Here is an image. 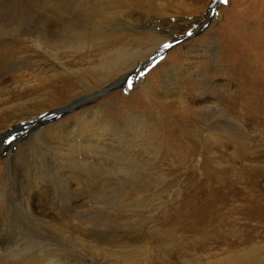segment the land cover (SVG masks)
Wrapping results in <instances>:
<instances>
[{
    "label": "rangeland",
    "instance_id": "obj_1",
    "mask_svg": "<svg viewBox=\"0 0 264 264\" xmlns=\"http://www.w3.org/2000/svg\"><path fill=\"white\" fill-rule=\"evenodd\" d=\"M133 3L135 8L132 9L141 12L139 16L135 15L133 18L136 20L149 19L152 28L156 29L153 31L154 34L146 31L148 30L146 26L145 30L139 31H131L129 28L120 26L118 23L123 15L120 9L125 6H116L114 0H0V133L6 131L8 126L14 125L18 120L30 117L29 113L35 117L43 115L48 117L53 109H61L63 104L69 100L67 92H71V87L79 89L78 83L91 86L97 73L95 68L102 60L107 63L116 57L115 53L109 52L122 49L130 53L138 52V55L146 53L144 55L147 58L144 57V60L149 59L147 65L143 68L141 66L134 68L133 73L129 75L121 88L104 93L94 100L96 107L101 110L96 120L103 125L107 135L116 137L119 140L118 145L120 143L125 145L131 153L139 152L141 147L151 142L146 135L154 136L158 133L160 135L161 131L155 118L162 116L168 118L169 123L173 124L177 121L180 123L185 121L186 127L191 129L190 136L193 138L196 160H199L200 146L206 139L210 138L215 141L220 136L224 143L219 144L220 149L217 146H212L210 149L211 154L214 153L213 157L217 159L214 163L212 161L203 164L202 160L196 162L194 159L190 163L185 161L180 164L161 159L157 163L145 164L141 168L133 167L128 162L121 163V167L128 169L131 175V181H126L130 183L126 190L131 193V190L134 191L143 182L158 179L155 188L145 193L151 195L150 201L144 207H134L137 203L131 202L133 199L131 197V200L128 198L121 203H126L123 210L115 211L110 208L111 211H109L107 207L104 208L106 211L99 209V212L102 215L109 212L110 215L114 213L117 217L119 216L118 219L123 222L124 226L128 225L127 222H133L138 226L141 225V229L146 232L159 234L161 239L170 233H157L154 231L156 226L173 227L174 229L187 228L185 232H182L183 234L174 236V239L161 250L166 254L161 256L163 259L161 264H183L185 262L209 264L224 259L230 252L243 250L245 246L252 245H258L264 257L263 202L258 203L252 212L250 209L247 211L236 209V211L234 207H226L227 204L236 202L230 201L232 199L242 198L243 203L237 201L235 206L239 208L240 205H245V200L252 199L251 195L255 198H262L261 194L264 192V118L260 121L259 127L254 128L251 118L244 119L237 111L228 109L227 105L232 104V100L228 98L226 102L224 101L228 95H233L230 97L235 98L234 94L239 93L241 88L248 90L251 85H264V0H227V3H221L220 0H215V2L214 0H134ZM105 18L108 19L106 24L107 19ZM101 27L104 29H100ZM50 30L51 34H63L67 37L59 44L53 45L55 39H48L45 34V31ZM73 33H79L85 39L88 36L87 47L81 48L80 52L75 51L74 47L69 48L66 43ZM156 33L163 39L162 46L168 43L171 45L161 53V48L154 50L159 42V38L154 36ZM100 35L106 39L102 40L103 43L97 40ZM54 55L61 58L70 70H78L79 76L74 77V74L69 72L64 75V79L55 81L54 89L57 90H54L56 92L48 98L40 96L44 94V89L42 90L41 87V81L44 80L40 78L41 74L47 71L50 74V69L57 68ZM249 66L256 67V69L258 67L259 77L251 76L247 68ZM136 71L138 73L135 77ZM141 72L145 75L141 76ZM188 74L191 75L192 80H197L199 83L194 84L185 79ZM140 80H147V94L140 93L143 89L135 87ZM61 81L65 83L62 84ZM129 81L132 82L131 89L128 87ZM197 86L208 89V94L206 93L204 98L194 96L193 93L198 88ZM45 89H50V87ZM181 102L188 107L178 105ZM89 106L80 107L79 115L76 111H67L57 119L67 129H74L77 117L82 116L81 118L86 122L92 120L87 117L86 113L90 110ZM182 107L185 108L182 109ZM242 121H247L250 125L244 123L241 134H237L231 129L230 124L233 122V125L237 127L243 123ZM93 123H95L94 120L91 121V124ZM223 124H226V127ZM139 128H144L147 134L141 133ZM45 129V126L39 127L40 131ZM30 135L26 136L30 147L27 158L24 155L26 148L23 146V141L10 143L12 144L10 146L11 157L8 162L5 160V153L0 155V224L4 230L0 232L2 238L8 237L6 231L8 227H13L12 229H14L13 225L22 227V222L18 223L17 217L12 213L10 200L7 201L9 188L21 179H28V183L23 184L28 200L31 201L32 214H43V210H54L53 216L55 217H58L60 212H64V206L57 197L52 194L48 195V193L44 194L45 184L48 181V170L52 169L58 174H67L65 176L68 181L69 195L73 194L74 210L85 206L82 193H86L88 189L89 191L102 190L104 188L102 185L111 180V177H99L95 182V188H91L90 180L77 169L82 167L83 162L98 165V156L95 151L78 148L77 163L74 161V165H67L66 161H62L52 148L46 147L43 141L37 144L33 135ZM242 136L248 146L243 150L240 149L241 153H244L241 159L237 144L231 143V140L238 141ZM8 148L9 144L4 147V150L7 151ZM152 156L153 151L148 156L145 155V158L151 159ZM100 159L102 161L101 170L115 169L114 160L106 154H101ZM50 160L54 163H50ZM131 161L137 164L133 158ZM207 166L209 169H206ZM101 172L103 176L105 173ZM69 176H72L73 180ZM156 176V179L152 178ZM241 177L245 183L240 187L245 186V189L229 186V180L238 181ZM217 179L219 182L216 181ZM254 184H257V188ZM153 190H157L156 193L159 194L155 195ZM181 191L183 194L180 196L183 198L180 196L176 198V193ZM239 193L241 195H238ZM201 197L207 205L203 203L201 204L203 206L199 205L197 198L201 199ZM221 198L224 199L223 203ZM135 217L138 222L134 220ZM11 222H17V224H11ZM99 229H86L84 232H81V229L76 230L78 238L80 236L81 240H89L88 242L92 241L94 244L91 242L90 248L85 241L68 243L56 249V253L53 250L52 255L57 259L58 264L63 262L65 264H85L84 258L93 259V264L110 262L108 258H102V248L112 249L114 242L126 241L127 238L124 235L128 234L123 232L124 229L111 227V229L108 228L110 231H107L108 229L102 228L103 231L100 230L104 238V234L107 233L106 243H99L97 237L94 240L97 236L95 232ZM139 233L143 235L144 231ZM92 249H95V253L98 251L99 256L92 255ZM158 261L152 260L157 263Z\"/></svg>",
    "mask_w": 264,
    "mask_h": 264
},
{
    "label": "bare ground",
    "instance_id": "obj_2",
    "mask_svg": "<svg viewBox=\"0 0 264 264\" xmlns=\"http://www.w3.org/2000/svg\"><path fill=\"white\" fill-rule=\"evenodd\" d=\"M114 2L116 3V6H119V5L125 6L124 8L120 9V10H122L121 14H123L122 20L118 23L120 26H124L126 28H129L131 31L132 30H134V31L145 30L144 29L145 26L148 28V30H146V31L153 32L154 30H156V29L152 28V25H151L149 19L145 20V19L139 18L136 20L133 18L135 15L139 16L141 14V12H138V11H135L132 9V8H135V6L133 5L134 0H114ZM97 17H99V16H97ZM145 17H147V16H145ZM105 19H107V18H105ZM147 20H148V22H147ZM107 21H108V19L105 21V24L107 23ZM144 21H145V23H144ZM108 26H109V23H108ZM100 29H104V27H101ZM70 32H73V31H70ZM65 33H67V32H65ZM45 34L47 36L46 38L55 39L53 42V45L59 44L60 41L62 42L67 37L63 34H59V35L56 33L51 34V30L47 31V32L45 31ZM153 34H154V32H153ZM55 35L57 37H55ZM154 36H155V38H159V42H158V44L155 45L154 50L156 48H158V49L161 48L160 53L162 51L167 50L162 46L161 43H163V39L160 38L158 33H156ZM87 37H86V39H88ZM56 38H60V39H56ZM86 39H85V37H83V35H80L79 33L78 34L73 33L72 36L68 37L66 43L68 44L69 48L74 47L75 51L78 50L77 52H80L81 48H84L86 46L87 42L89 41V40L87 41ZM104 39H105V37H103L101 35L97 38V40L100 42H102V40H104ZM63 45H65V44L63 43ZM92 45H93V43H92ZM46 53L48 55V52H46ZM106 53H107V51H106ZM109 53H115L116 57L111 62H107V63H105L102 60V62L95 68L97 73H96V77L93 78L94 83L93 82L92 83L95 84L97 87H95L93 84L90 86L86 83H78L77 85H78L79 89L76 90L74 87H71V92L70 91L67 92V96L69 97V100L65 104H63L61 109H59V110H55L57 108L53 109L51 111V114H48V117H46L45 115H43L41 117H35L31 113H29L30 115L29 114L28 115L30 117H28L26 119L18 120V122H16L14 125L8 126L7 129H5L6 131H3L2 133H0V155H2V153H5L6 154L5 160L7 162L11 157V153H10L11 147L10 146L12 144H15V143H18L21 141L24 142L23 146H25V148H26L24 150L25 151L24 155L27 158V155H28L27 153L30 152V147L28 144L29 142L27 143V141H26L27 140L26 136L28 134L29 135L31 134L30 136L33 135L37 144L40 143V141H43L45 146L52 148L62 161H66L67 165H69V164L74 165L75 164L74 161L77 163L76 157H77L78 148H83V150H86V151H89V150L92 152L95 151V154H97V156H98L97 157V162H98L97 164L99 166L94 165L93 163H90V162L89 163L83 162V165H81L82 167L77 168L78 170L82 171L83 176H86V178L90 180L91 188H95V182L97 179H99V177L100 178L101 177H107V178L111 177V180H109V182L102 185V187H104L102 190L96 189V190L89 191V189H88L86 191V193H82V196L85 200L84 201L85 206L82 207L81 209L74 210L75 208H73V205H72L73 194L70 193V195H69L68 181H67V177L65 176L67 174H60V173L58 174V172H55L52 169L50 171L48 170L47 171L48 181L45 184L44 194L48 193V195L52 194V196L57 197L59 202L62 203L64 206V212L67 211L66 213L60 212L58 214L59 215L58 217L53 216L54 210H49V211L43 210L42 211L43 214L33 215L32 211H31V206H30L31 201L28 200V196L26 194V189H25V186L23 184V183H28V179L23 178V179H21V181H18V183H15L12 188L10 187L11 189L9 188L10 191H9V196H7L8 197L7 201L10 200L12 213L15 215V217H17L16 221L18 223L22 222V227H17L16 225H13L14 229H12L13 227L9 228L7 226L8 228L6 231L8 232V237L2 238L0 236V264H58L57 259H55V257L52 255L53 250L55 252L56 249L61 248L68 243H78V242L80 243V242L85 241V242H87V244L90 245V248H91L92 243L94 244V242H92V241H91L92 243L88 242L89 240H81L82 238H80V236L78 238V236L75 233L76 230L81 229L80 231L84 232L86 229L97 230L99 228L100 229L103 228L104 230H106L108 228L111 229V227H114L117 229H124L123 232L127 233L128 235H126V234L124 235V237L127 238L126 241L124 240V241L114 242L115 244L112 246V249L111 248L108 249L106 247H103L104 245L102 246L103 247L102 248L103 253L101 252L103 255L102 258L103 259L108 258L109 259L108 261H110L108 263L118 264L119 262H121L122 264H161V262L163 260L161 256L166 255L161 250H163L165 245H167L168 243H170V241H172L174 239V236H178V234H181L182 232H185L187 230V228H185V227H177L174 229L173 227L166 228V227L156 226V227H154V231H156L157 233H159V232H164V233L169 232L170 233V234L164 235L165 237H163L161 239V236H158L159 234H154L152 232H149L148 230H147L148 232H146L145 230L141 229V227H140L141 225L138 226V225L134 224L133 222L132 223L127 222L128 225L124 226L123 222H121L118 219L119 216L117 217L114 213H113V215H110V212L102 215L99 212L100 211L99 209L105 210L104 208H107V207H108L107 208L108 210L110 208H112L115 211L122 209V208L126 207V206H124V204H126V203H124V204H121V203L125 202L126 199L128 200V198L131 200L132 199L131 197H133L131 202L137 203L136 206H134V207H137V206L144 207V205L150 201L151 195L147 194L148 195L147 196L145 193H146V191H149V190L155 188V185L157 184L156 180H158V179H156L157 176L152 177V178H155L156 180L149 179L148 182H143V184L138 186L137 189L134 188L135 189L134 191L131 190L132 191V193H131V192H129V190H126L127 186H130V183H128L126 181H131V175H130L128 169L126 170V169H123L121 167V163L128 162L131 165H133V167L141 168L145 164L157 163L161 159L169 160L170 163H176L177 162L180 164L185 163V161L187 163H190L194 159L196 160L195 153H194L195 146L192 143L193 138H192V136H190V133H191L190 130L191 129L189 130V127H186L185 121L182 123L177 121L178 123L176 122L173 124V123H169L170 120L166 117H162V116L156 117L155 118L156 123L158 124L159 129L161 131L160 135H159V133L157 135H154V136L146 135V136H148L147 138L151 142L146 143L145 146L141 147L139 152L131 153V151L128 150L125 145H122L121 143L118 145L119 140L116 137H114L112 135L109 136L110 134L107 135L103 125L98 123V121L96 120V117L101 110L99 109V107H96L94 100L97 97H100L101 95H103L104 93H108L112 90H116V89L121 88L123 86V83H125L126 80L128 79L129 75L131 73H133L134 68L136 69V67H140V66H141V68H143L145 65H147L149 63V59H148V61L144 60V57L147 58V56L144 55L146 53H144L142 55L139 54L140 55L139 56L138 52L130 53L127 50L124 51L122 49L114 50V51L109 52ZM127 53H130V54H127ZM49 54H53V53H49ZM54 59L56 60L55 66L57 68L56 69L52 68L49 70L50 74H48V71H47V72L41 74V78L39 77L40 79L44 80V81H41L42 82L41 87H42V90L44 89L43 90L44 94L40 95V96H45L48 98L52 97L53 94L56 92L54 90H57V89H54L55 81L64 79L63 77L65 74H68L69 72H71L74 74V77L79 76L78 75L79 71L76 69L70 70L66 66V63L64 61H62L61 58L54 55ZM247 68H248V72L251 74L252 77H259L257 75L258 71H259L258 67H257V69H256V67H252V66H249ZM138 71H136L135 77H136ZM261 74H262V72H261ZM185 79L189 80L191 83H194V84L199 83L197 80H192L190 74H188V76ZM63 83H65V82H62V84ZM146 83H147V80H144V81L140 80L139 83L136 84L135 87H140L141 89H143V91L140 93L147 94L148 93V87H147ZM48 87H50V89H45ZM197 87L198 88L195 89V91L193 93L194 96L195 97L200 96V97L204 98L205 94L206 93L208 94V92H207L208 89L206 90L202 86H197ZM40 96H38V97H40ZM230 96L233 97V95H228L226 98H224L225 102L228 100V98H229V100L233 101L232 104L227 105L228 109L232 110V111H237L239 113V115L244 119L245 118H251L253 120L252 126H254V128H258L260 125V121H262V119L264 118V85L263 84L258 85V86L251 85V87L248 90H244L243 88H241V91L239 93L234 94L235 98H231ZM108 101H110V99H108ZM170 103H171V101H170ZM85 105H90L89 106L90 110L86 111V113H87V117L91 118L92 120L86 122L85 120H83V118H81L82 116H79V117H77L76 122H75L76 127L74 125V129H71V130L67 129L64 125L60 124L61 123L60 120L57 119L60 117V115H62L63 113H65L67 111H76V113H78V115H79L78 111H81V110H79L80 107L85 106ZM178 105L188 107L184 104V102L183 103L181 102V104H178ZM185 107H182V109ZM189 111H190V109H189ZM82 115H83V113H82ZM170 117H171V115H170ZM224 118L226 119V116ZM93 120L95 121V123L91 124V121H93ZM246 122L244 121L241 125H238L237 127H235L233 125V122H232V124H230L231 129L234 132H236L237 134H241V129L244 126L243 124L245 123V125H250L248 122L247 123ZM139 123L142 124L141 122H139ZM223 125L225 126L226 124H223ZM42 126L46 127V129L44 131L39 130V127H42ZM247 127H249V126H247ZM139 130H141L140 131L141 133L147 134V132L144 130V128L143 129L139 128ZM7 131H8V133H7ZM34 131H35V133H34ZM143 136H145V135H143ZM215 136L216 135H214V137ZM239 137H240V135H239ZM217 140L213 141V139L208 138L202 142V144L200 146V151H199L200 154L198 155L199 160H196V162L197 161L201 162V160H202L201 163L207 164V163H210L212 161H213L212 163L217 161V159H215L213 157L214 153L211 154L212 152H210V149L212 148V146H217V148L220 149L219 146L224 143V140L220 136ZM10 143H12V144H10ZM231 143L237 144V147L239 148L238 153L240 155V158L242 159L244 157V153L242 154L241 150H243V148L248 146L245 138L242 136L241 138L238 139V141L233 139V140H231ZM8 144H9V148L6 151V150H4V147L8 146ZM79 144H81V147H79ZM150 148L152 149L151 151H153V156L151 159H146L145 155L148 156L150 154V152H151L149 150ZM22 149H24V148H22ZM22 149H21V152L23 153ZM100 151H101V154H106L109 158L114 160L113 161V162H115V164H114L115 169L114 170H112V169L111 170L110 169L101 170L100 166L102 165L101 164L102 161L100 159V156H101ZM221 157H223V156H221ZM131 158H133V160H135L137 162L136 165L133 161H131ZM225 160L226 159H224V161ZM49 162L54 163L53 160H50ZM55 164H56V162H55ZM206 169H209L208 166ZM136 170H139V169H136ZM101 171H103L105 173L103 176H101V173H102ZM215 175H217V173ZM69 177L71 180H73L72 176H69ZM201 179H202V177H201ZM228 180H229V178H228ZM216 181H218V179ZM222 181H223V179H222ZM191 182H193V181H191ZM243 183H245V181H244V179H242V177L239 178L238 181H232V179L229 180V186H232V185L235 187L237 186L240 189H245V186L240 187V186H242ZM195 184H196V182H195ZM207 184H205V185H207ZM225 185H227V184H225ZM254 185H255V188H257V184H254ZM208 187H209V185H208ZM247 187H248V185H247ZM184 191L185 190H183V192ZM154 192H155V195L159 194V193H156L157 190H155ZM234 192H236L235 189H234ZM182 194H183L182 191L180 193H176L175 197L179 198V196ZM202 194H204V193H202ZM143 195H146V196H143ZM238 195H241V193H239ZM220 196H221V194H220ZM233 196H235V195H233ZM261 196H262V198L261 197L255 198L254 195H251L250 197L252 199L245 200L244 201L245 205L244 206L240 205L239 208H237L238 206L237 207H235V206L237 204V201H240V203L242 202V198H236L235 200L232 199L230 201H236V202L235 203L231 202V204H229V205L227 204L228 206L226 205V207L227 208H230V207L233 208L234 207L235 210L239 209V211H243V210L247 211V209L248 210L250 209V211L252 212V211H254V209H256V205L258 203L263 202V207H264V192L261 194ZM214 197H216V195ZM180 198H183V196H180ZM199 198H197V202L200 203L199 205H201L202 203L207 205V203H204V201L202 200V197H201V199H199ZM184 199H185V197H184ZM223 200L224 199H222V203L224 202ZM225 200H227V199H225ZM185 202H186V200H185ZM190 202H192V201H190ZM182 203H184V202H182ZM187 203H189V201H187ZM220 205H221V202H220ZM201 206H203V205H201ZM140 208H138V209H140ZM195 208H198V207H195ZM103 210H101V211H103ZM109 211H111V210H109ZM153 211H154V208H153ZM136 213H137V211H136ZM107 214H109V215H107ZM111 214H112V212H111ZM56 215H57V213H56ZM135 215H138V214H135ZM134 220H136V217ZM17 222H11V224H13V223L17 224ZM118 223H120V224L122 223L121 226H119L120 224L117 226ZM172 225L174 226V223ZM2 227H4V226L2 225ZM103 229H102V231H103ZM109 229L107 231H110ZM166 229H168V230H166ZM99 230H98V232H99ZM1 231H4V230H3V228H1V224H0V232ZM102 231L100 230V234L97 231L95 232V235L97 233V236L94 237V240L97 237V240L99 241V243H104V242L106 243L105 238H106L107 233L105 232L106 234H104L105 235V238H104V236L101 235ZM141 231H144L143 235H140L139 232H141ZM151 231H153V230H151ZM10 233H12L13 236ZM160 234H163V233H160ZM109 235H110V232H109ZM111 237H113V235ZM95 243H96V241H95ZM84 245H85V243H84ZM95 252H96L95 249L93 251H91L92 255L95 254L96 256H99L98 251H97V253H95ZM261 252L262 251L258 245L257 246L252 245L249 247L245 246L243 248V250L230 252L228 255H226V257L224 259L217 260V261L211 262L209 264H264V257L261 255ZM82 254H85V253H82ZM76 257H77V255H76ZM61 259H62V257H61ZM75 260H76V258H75ZM152 260H155V261L159 260V261L157 263V262H152ZM83 262L85 264H93L94 261H93V259L84 258ZM63 263L65 264V262H63ZM63 263H60V264H63ZM94 264H96V263H94ZM183 264H190V262H188V263L185 262Z\"/></svg>",
    "mask_w": 264,
    "mask_h": 264
},
{
    "label": "snow or ice",
    "instance_id": "obj_3",
    "mask_svg": "<svg viewBox=\"0 0 264 264\" xmlns=\"http://www.w3.org/2000/svg\"><path fill=\"white\" fill-rule=\"evenodd\" d=\"M214 2H215V0H214ZM220 2H221V3H227V0H220ZM163 47H164L165 49H168V48L171 47V45L165 44ZM140 75H141V76H144L145 73H144V72H141ZM128 87H129V89H131V87H132V82H131V81L128 82Z\"/></svg>",
    "mask_w": 264,
    "mask_h": 264
}]
</instances>
